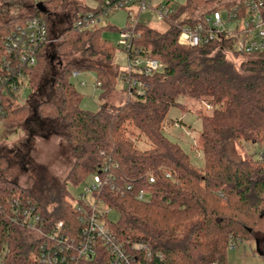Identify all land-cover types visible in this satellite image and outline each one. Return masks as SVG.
<instances>
[{
  "label": "trees",
  "instance_id": "1",
  "mask_svg": "<svg viewBox=\"0 0 264 264\" xmlns=\"http://www.w3.org/2000/svg\"><path fill=\"white\" fill-rule=\"evenodd\" d=\"M15 1L22 4L20 13L0 24V62L6 36L31 17L45 19L50 35L58 41L39 54L36 65L23 66L22 81L7 78L6 70L0 69V123L16 131L36 121L40 130L61 134L74 154V163L64 185L46 200L36 196L31 177L30 185L23 188L0 176V264H49L40 258L42 239L14 217L30 201L47 227L63 221L65 233L78 234L82 223L76 198L65 184L82 182L107 165L114 175L111 184L123 180L133 187L117 192L109 185L102 191L106 205L118 213L110 227L121 241L149 244L153 256L144 264H227L231 237L254 240L264 259V52H235L246 57L237 67L226 52L233 49V40L223 35L195 47L178 42L183 26L205 23L214 11L245 17L251 0L174 4L176 13L164 32L139 23L134 45L142 54L163 62L164 69L136 75L149 84L145 94H134L122 105L95 112L81 108L82 95L70 77L74 71H94L104 88L101 98L106 97L108 69L116 49L102 33L113 27L79 29L74 18L100 12L106 0H95L94 8L79 5L73 14L68 10L69 0L45 1L46 13L39 11L37 0ZM255 1L263 4L264 12V0ZM48 3L54 4L53 9ZM71 53L81 59L60 60ZM27 87L32 94L23 101ZM182 97L205 101L212 108L211 114L198 115L203 160L198 167L164 130L169 109L181 106ZM141 142L147 147L140 148ZM243 142L259 150L235 159L230 148ZM8 164L6 155L0 154V170ZM141 189L149 200L137 198ZM157 252L163 254L162 259L155 256Z\"/></svg>",
  "mask_w": 264,
  "mask_h": 264
},
{
  "label": "built area",
  "instance_id": "2",
  "mask_svg": "<svg viewBox=\"0 0 264 264\" xmlns=\"http://www.w3.org/2000/svg\"><path fill=\"white\" fill-rule=\"evenodd\" d=\"M44 3L48 0H37ZM133 7L138 13H145L154 8L156 15L170 21L176 13L174 5L160 4L153 6V0H106L98 13L88 12L79 14L74 18L75 26L79 29H91L96 27L102 14L108 15L115 10L128 9V21L126 27L120 31L119 48L127 54V67L122 71V79L128 90V96L134 94L143 95L149 84L140 79L137 74L149 75L164 69V63L150 55L142 54L134 45L137 38L136 28L139 24L138 16L134 14ZM247 15L243 18L244 24L233 32L222 29V10L212 12L205 18V23L185 25L179 34L178 42L185 46H199L214 41L219 35L225 39L233 40V49L227 53L262 54L264 52V12L263 4L251 0L248 4ZM230 17L236 18V14ZM57 38L49 33L47 21L40 17H31L22 25L6 36L0 62V69L6 70L7 78L16 77L24 79L23 66H34L38 61L39 54L46 52L49 46L55 44ZM80 71H74L72 77H78ZM1 79V78H0ZM81 85H85L82 82ZM102 82L97 80L96 87H101ZM3 109L0 105V115ZM107 165L93 175V182L86 189L91 194V200L86 197V192L75 197V207L82 223L81 231L76 235H68L64 232V222L59 221L56 225L47 227L38 209L28 202L14 217L15 222L27 227L34 236L42 239L40 244L41 260L49 264H144L152 258L153 252L149 244L144 242L128 243L119 240L110 227V213L113 209L106 205L102 198V191L110 185L111 190L123 192L132 190V185L126 181L122 184H111L114 175ZM169 177L170 174L168 173ZM154 182V178H150ZM137 198L142 201L149 200L148 193L141 189ZM16 206H20L16 202ZM241 242L231 237L228 249L236 248ZM158 259L163 254L157 252ZM218 264V263H211Z\"/></svg>",
  "mask_w": 264,
  "mask_h": 264
},
{
  "label": "rangeland",
  "instance_id": "3",
  "mask_svg": "<svg viewBox=\"0 0 264 264\" xmlns=\"http://www.w3.org/2000/svg\"><path fill=\"white\" fill-rule=\"evenodd\" d=\"M170 5L184 4L186 0H153V6L160 4ZM68 10L73 14L79 5L94 8L95 0H69ZM53 3L46 6L53 9ZM22 4L15 0H0V24L11 16L20 13ZM133 12L138 16L139 23L148 25L160 31H166L170 27V22L156 15L154 8L148 9L145 13H138L137 8L133 7ZM73 12V13H72ZM245 18H232L225 10H222V29L233 32L243 26ZM128 21V9L115 10L108 15L102 14L96 27L112 26L113 28H104L102 36L110 40L115 47V57L111 63L112 68L108 69L110 85L107 87V95L101 98L104 90L102 87H96L97 75L94 71H80L78 77H70L76 89L82 95L81 108L87 111H98L106 106H119L128 101V90L125 82L120 76V72L127 67V54L122 48H119L120 31L126 27ZM64 24V23H62ZM227 58L233 61L237 67L246 60V57L237 56L234 53H227ZM81 57L78 53L62 56L60 60L63 63L68 61H77ZM59 60L56 59L55 62ZM120 71V72H119ZM85 82V85H81ZM32 90L27 87L23 91V101L29 99ZM59 96L54 94V99ZM134 97V96H133ZM181 106H173L169 109L164 130L165 134L174 142L189 153L191 161L195 167L201 166L203 160L201 157L202 148V120L199 114H211L212 108L208 107L205 101H198L182 97L179 99ZM38 122H33L25 129L17 128L16 131H9L0 123V154L6 155L9 164L0 170V176L8 178L19 186L26 188L30 185V177L35 180L34 191L36 196L41 199L51 198L58 187L64 185L74 163V154L70 150L67 141L61 134H48L40 130ZM140 148H146L143 142L139 143ZM258 147L250 143H234L230 148V154L235 159H240L249 153L258 152ZM93 182V175H89L85 180L77 184L67 182L65 188L74 197H78L86 192V197L91 200V194L86 191ZM51 208L52 206L49 205ZM112 220L118 219V213H110ZM261 250L257 243L251 239H244L239 242L234 249H227V264H264L261 257Z\"/></svg>",
  "mask_w": 264,
  "mask_h": 264
},
{
  "label": "water",
  "instance_id": "4",
  "mask_svg": "<svg viewBox=\"0 0 264 264\" xmlns=\"http://www.w3.org/2000/svg\"><path fill=\"white\" fill-rule=\"evenodd\" d=\"M37 7H38L40 12H42V13L47 12V8L45 7V5L42 2L37 3Z\"/></svg>",
  "mask_w": 264,
  "mask_h": 264
}]
</instances>
